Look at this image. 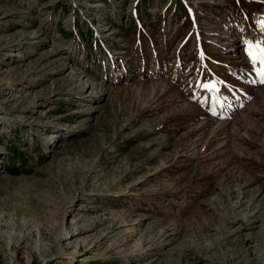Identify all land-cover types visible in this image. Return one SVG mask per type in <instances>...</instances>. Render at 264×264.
Masks as SVG:
<instances>
[{
	"label": "rangeland",
	"instance_id": "obj_1",
	"mask_svg": "<svg viewBox=\"0 0 264 264\" xmlns=\"http://www.w3.org/2000/svg\"><path fill=\"white\" fill-rule=\"evenodd\" d=\"M252 40L264 0H0V264H264Z\"/></svg>",
	"mask_w": 264,
	"mask_h": 264
},
{
	"label": "snow or ice",
	"instance_id": "obj_2",
	"mask_svg": "<svg viewBox=\"0 0 264 264\" xmlns=\"http://www.w3.org/2000/svg\"><path fill=\"white\" fill-rule=\"evenodd\" d=\"M256 48L259 49V55H257L256 52L253 51V45L249 43V56H251L253 60L260 59L261 62H264V48H259V45H256Z\"/></svg>",
	"mask_w": 264,
	"mask_h": 264
},
{
	"label": "bare ground",
	"instance_id": "obj_3",
	"mask_svg": "<svg viewBox=\"0 0 264 264\" xmlns=\"http://www.w3.org/2000/svg\"><path fill=\"white\" fill-rule=\"evenodd\" d=\"M257 52V51H256ZM259 53V52H258ZM93 88V87H92Z\"/></svg>",
	"mask_w": 264,
	"mask_h": 264
}]
</instances>
